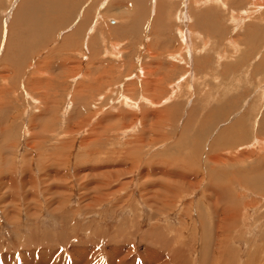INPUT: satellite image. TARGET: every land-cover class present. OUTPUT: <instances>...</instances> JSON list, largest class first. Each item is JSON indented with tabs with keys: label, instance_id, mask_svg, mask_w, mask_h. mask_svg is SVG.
<instances>
[{
	"label": "rangeland",
	"instance_id": "374dc122",
	"mask_svg": "<svg viewBox=\"0 0 264 264\" xmlns=\"http://www.w3.org/2000/svg\"><path fill=\"white\" fill-rule=\"evenodd\" d=\"M32 1L0 0V264H264V4Z\"/></svg>",
	"mask_w": 264,
	"mask_h": 264
},
{
	"label": "bare ground",
	"instance_id": "6f19581e",
	"mask_svg": "<svg viewBox=\"0 0 264 264\" xmlns=\"http://www.w3.org/2000/svg\"><path fill=\"white\" fill-rule=\"evenodd\" d=\"M32 0H24V2L26 3V4H28V2L30 3ZM218 3H223V1L222 0H216ZM228 1H230V0H228ZM255 1H259V5H262V4H264V0H253L252 1V3L253 2H255ZM33 2V1H32ZM158 2V1H157ZM213 3V1L212 0H204L203 2H199V1H197V4H199V5H205V4H208V3ZM196 3V2H195ZM228 3H230V2H228ZM157 4V3H156ZM254 5H252V7H256L257 5H256V3H253ZM24 6V5H23ZM21 7V6H20ZM21 8H23V7H21ZM20 8V9H21ZM228 8H229V6H228ZM169 9H171V8H169ZM257 9V10H256ZM256 9H255V11H260L261 9H263L262 7H256ZM132 10H134V9H132ZM201 12V11H200ZM245 13V12H244ZM208 15V14H207ZM135 16H137V15H135ZM243 16H245V15H243ZM138 17V16H137ZM240 17V16H239ZM236 18V17H235ZM127 20V19H126ZM236 20V19H235ZM132 22V21H131ZM34 29H35V27H34ZM180 29V28H179ZM261 29V28H260ZM8 31V30H7ZM33 31V30H32ZM31 31V32H32ZM37 31L38 30H36V31H33L32 33H34V35H36V33H37ZM32 33H30V34H32ZM178 33H179V36H181V38H186L187 37V33H185V31H183V29L182 30H179L178 31ZM38 35V34H37ZM45 36V35H44ZM6 40H8V39H6ZM63 40V39H62ZM185 40V39H184ZM186 40H188V37H187V39ZM65 41H68V40H65ZM68 43H70V41L68 42ZM187 43V42H186ZM67 45V44H66ZM8 54V53H7ZM178 54V55H177ZM177 54H173L171 57H172V59H175L177 56H180L179 55V53H177ZM172 65V64H171ZM150 76V75H149ZM148 78H150V77H148ZM157 81V80H156ZM161 81V80H160ZM153 82V81H152ZM163 82V81H162ZM150 84V83H149ZM148 85V84H147ZM156 85V84H155ZM149 86V85H148ZM157 87V89H159L160 87H158L157 85L155 86V88ZM154 88V89H155ZM129 89V88H128ZM153 89V88H152ZM178 89V88H177ZM144 90H146V89H144ZM149 90V89H148ZM155 91V90H154ZM158 91V90H157ZM156 91V92H157ZM160 91V90H159ZM165 91V90H164ZM160 92H163V91H160ZM106 95V94H105ZM172 95V94H171ZM150 96V95H149ZM143 97V96H142ZM141 97V98H142ZM155 97V96H154ZM172 97V96H171ZM210 97H211V95H210ZM122 98H124V97H122ZM206 98H207V96H206ZM146 99H148V101L149 102H155L153 99H151V97H144V100L146 101ZM124 100V103H128L127 105H130V106H137V104H138V102H131V101H129L127 98H124L123 99ZM123 100H122V102H123ZM134 101V100H133ZM137 101V100H136ZM144 102V101H143ZM156 103V102H155ZM162 103V102H161ZM125 104V105H126ZM159 104V103H158ZM152 105V104H151ZM157 105V104H156ZM155 105V106H156ZM160 105V104H159ZM134 106V107H135ZM229 112V111H228ZM159 114V113H158ZM229 114V113H228ZM209 120V119H208ZM237 123V122H236ZM246 123V122H245ZM242 124H244V123H242ZM237 125V124H236ZM235 125V126H236ZM118 127V126H117ZM240 127V126H239ZM242 127H243V125H242ZM257 127V126H256ZM232 128V127H231ZM231 131V130H230ZM224 132H226V131H224ZM232 135V134H231ZM243 135V134H242ZM252 143H254V142H252ZM259 143V142H258ZM264 143V142H263ZM260 144V143H259ZM264 146V145H263ZM262 148V147H261ZM136 151V150H135ZM130 155H131V153H130ZM128 157H129V155H128ZM211 160H213L212 161V163L213 162H215L214 164H217L218 163V161H216L214 158L213 159H211ZM220 160V159H219ZM121 170V169H120ZM148 171H149V169H148ZM160 172V171H159ZM209 173V172H208ZM153 174V173H152ZM181 175V174H180ZM160 176V175H159ZM169 176V175H168ZM171 177V176H170ZM172 179H173V176H172ZM170 180V179H169ZM174 183V182H173ZM176 184V183H175ZM186 185V184H185ZM172 187V186H171ZM176 190V189H175ZM174 191V190H173ZM177 191V190H176ZM179 191V190H178ZM176 194V193H175ZM213 201V200H212ZM213 208V207H212ZM216 211V210H215ZM218 219H219V217H217ZM215 220V219H214ZM219 221V220H218ZM215 222H217V221H215ZM202 224V223H201ZM216 224V223H215ZM219 224H220V222H219ZM136 228V227H135ZM217 229H220V228H218L217 227ZM157 232H158V230H157ZM160 232V231H159ZM163 233V232H162ZM221 233H224V232H221ZM161 234V233H160ZM159 234V235H160ZM164 234V233H163ZM169 234H171V233H169ZM219 234H220V232H219ZM138 235V234H137ZM139 236V235H138ZM157 236V235H156ZM165 236V235H164ZM177 236V235H176ZM217 236H218V234H217ZM221 236V235H220ZM133 237H134V235H133ZM195 237V236H194ZM225 236H223V238H224ZM137 238V237H136ZM141 238V237H140ZM219 238V237H218ZM164 239V238H163ZM162 239V240H163ZM166 239V238H165ZM177 239V238H176ZM150 240V239H149ZM167 240V239H166ZM135 241V240H134ZM171 241H173V240H171ZM163 242H165V241H163ZM224 242V241H223ZM222 242V243H223ZM170 243V242H169ZM172 243V242H171ZM174 243V242H173ZM159 244V243H158ZM166 244H167V242H166ZM150 246V245H149ZM163 247H165V246H163ZM173 247H174V244H173ZM181 247V246H180ZM223 247V246H222ZM216 248V247H215ZM80 249V248H79ZM147 249V248H146ZM220 249H223V248H220ZM173 250H175V249H173ZM217 250V249H216ZM76 251V250H75ZM94 251V250H93ZM116 251V250H115ZM149 251V250H148ZM207 251V250H206ZM78 252V251H77ZM80 252V251H79ZM117 252V251H116ZM116 252H113V250H111V253H110V251L108 252V254L106 255L107 256V259H106V261H102V259H101V257L100 256H98L96 253H95V255L93 256V258L92 257H86L85 255H86V253H87V251H86V253L84 252V251H82L81 252V255H79L78 253H75L73 256H71V259H69V260H65V262H64V264H135L136 262V260L137 261H139L137 258H138V256H134V257H132L131 256V252H130V250L128 251V253H127V255H123V253L121 252V251H118L117 253ZM151 252H153V251H151ZM157 252H159V251H157ZM178 252H180V251H178ZM218 252H221V251H219L218 250ZM93 253V252H92ZM162 253V252H161ZM160 253V254H161ZM208 253V252H207ZM57 254V253H56ZM73 254V253H72ZM218 254V253H217ZM55 255V254H54ZM164 255V254H163ZM203 255H204V253H203ZM207 255V254H206ZM220 255V254H219ZM221 255H223V254H221ZM228 255H230V254H228ZM252 255H254V254H252ZM23 256V255H22ZM178 256H179V254H178ZM183 256V255H182ZM225 256V255H224ZM227 256V255H226ZM80 259H79V258ZM185 257V256H184ZM222 257V256H221ZM228 257H230V256H228ZM227 257V258H228ZM139 258H141V260L142 259H144V261H146V259L143 257H139ZM150 258V257H149ZM178 258H180V257H178ZM188 258V257H187ZM207 257H205V259H206ZM45 259V258H44ZM44 259L42 260L43 261V263H44ZM189 260H190V258H188ZM200 259H201V256H200ZM233 259V258H232ZM150 260V259H149ZM202 260H204L203 259V257H202ZM201 260V261H202ZM222 260V259H221ZM55 261V260H54ZM181 261V260H180ZM183 261V260H182ZM186 261V260H185ZM185 261H183V262H185ZM188 261V260H187ZM191 261V260H190ZM195 261V260H194ZM211 261V260H210ZM215 262H216V260H214ZM225 261V260H224ZM228 261V260H227ZM25 262V261H24ZM29 262L30 263H27V264H40V261L37 263V262H35L34 263V261H30L29 260ZM218 262V261H217ZM220 262V261H219ZM42 263V264H43ZM46 263V262H45ZM51 263V262H50ZM53 263V262H52ZM51 263V264H52ZM139 263V262H138ZM161 263V262H160ZM197 263V262H196ZM199 263V262H198ZM222 263V262H221ZM225 264H226V262H224ZM14 264V263H13ZM55 264V263H54ZM61 264V263H60ZM142 264V263H141ZM169 264V263H168ZM178 264V263H177ZM190 264H192V263H190ZM201 264H203V261H202V263ZM211 264V263H210ZM217 264V263H216Z\"/></svg>",
	"mask_w": 264,
	"mask_h": 264
}]
</instances>
